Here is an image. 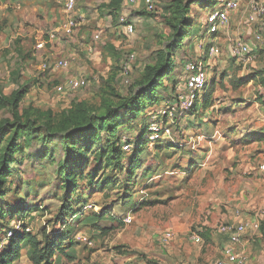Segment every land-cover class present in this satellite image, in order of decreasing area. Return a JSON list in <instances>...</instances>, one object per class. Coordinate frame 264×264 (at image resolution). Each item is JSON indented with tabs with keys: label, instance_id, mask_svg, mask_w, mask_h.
Here are the masks:
<instances>
[{
	"label": "rangeland",
	"instance_id": "obj_1",
	"mask_svg": "<svg viewBox=\"0 0 264 264\" xmlns=\"http://www.w3.org/2000/svg\"><path fill=\"white\" fill-rule=\"evenodd\" d=\"M64 1L0 0V120H19L5 103L19 91L18 111L28 108L34 126V133L24 128L14 137V124L0 130V156L7 139L20 146L14 161L1 170L8 169L0 188V254L8 245V232L24 226L40 245L57 243L55 236L66 233L68 240L61 245H68L67 250L60 254L54 246L52 264H213L225 240L217 229L239 211L259 220L248 256L264 264V160L260 143L252 144L251 136L245 140L246 131L264 127V29L248 23L249 0L242 1L215 39L206 35L203 14L221 0H153V11L145 0L135 5L76 0L77 17L72 12L69 16L77 21L83 14L85 21L72 35L61 30L67 17ZM179 2L185 11L177 10ZM121 14L133 25L131 32L120 24ZM256 29L259 43L252 35ZM97 32L101 37L94 42ZM51 35L60 43H48L44 51L36 47ZM235 39L252 44L256 57L245 68L242 60L229 55ZM214 40L221 49L214 68L223 80L207 81L209 106L173 111L163 123L162 112L175 96L185 64ZM58 48L70 58L67 69H53L50 52ZM160 49L174 56L173 69L164 72L161 84L142 97L136 111L127 113L135 92L144 87L139 85L144 67L155 62ZM131 54L135 57L128 63ZM126 63L129 69L123 74ZM80 71L90 78L88 86L59 90L66 77ZM245 73L252 82L228 86L230 75L233 79ZM77 103L97 117L114 113L115 129L72 127L63 136L49 135L42 126L47 115L52 113L51 125L58 127L68 121L70 110L77 111ZM39 114L44 118L38 119ZM156 125L162 127L158 135L152 129ZM166 126L169 135L162 133ZM138 135L147 141L139 168L129 172L127 154ZM120 140V163L105 161L110 145L118 147ZM167 144L177 146L170 150ZM64 163L76 171L75 180L64 181ZM167 231L173 233L170 240ZM192 233L199 235V242L189 239ZM30 252L24 245L14 264H33Z\"/></svg>",
	"mask_w": 264,
	"mask_h": 264
},
{
	"label": "built area",
	"instance_id": "obj_2",
	"mask_svg": "<svg viewBox=\"0 0 264 264\" xmlns=\"http://www.w3.org/2000/svg\"><path fill=\"white\" fill-rule=\"evenodd\" d=\"M128 5H135L137 0H124ZM243 0H221L217 8H212L203 14V26L206 29V35L213 36L218 31L226 28L232 13L237 11ZM76 0H65L64 8L67 13L65 22L63 23L61 30L66 35H72L77 25L82 21L83 17L79 14V18L76 21V12L74 10ZM146 7L149 11L155 10L153 0H145ZM247 21L250 24H256L257 28L264 29V0H249ZM75 13V16H69L70 13ZM119 22L127 32L133 30V25L128 22L124 15L119 16ZM254 41L259 43L261 41L258 30L252 32ZM101 33L97 32L93 35L94 42L100 40ZM215 39V36H213ZM55 39H58L54 35L47 40L38 41L36 47L40 50H46V46L49 43H53ZM59 43V41H57ZM202 47L201 43L199 45ZM252 44L241 39H235L229 44V55L235 57L238 60H242L247 63L255 59L253 55ZM92 49V47H90ZM221 53L220 46L214 41L207 46L201 48L200 54L202 56L197 59L191 60L185 64L184 75L180 80L179 86L176 89L175 96L167 101V109L163 110L162 117L163 123L165 122L168 114L172 115L173 111L181 110L186 111L194 106L195 102L199 99L200 94L206 88L208 80V73L214 69V59ZM135 55L131 54L128 59V63L134 59ZM128 63L125 64L123 74L128 72ZM70 66V60L66 58H56L53 62V69L62 70ZM41 68H46V62L41 63ZM90 78L81 71L75 75L69 76L64 79L60 85L59 90L65 92H72L84 88L89 85ZM158 135L162 130V127L157 125L152 128ZM163 134L169 135V127H164ZM126 223L131 222V216L127 215L125 219ZM260 223L257 219H248L243 217L239 211L235 212L232 221L222 223L218 227V232L225 237L220 248V255L217 257L213 264H250L248 255L243 251L242 241L246 235L252 236L254 232L259 231ZM11 232L8 233L10 235ZM173 237V233L167 231L165 238L170 240ZM189 239L193 242H199L200 237L198 234L192 233Z\"/></svg>",
	"mask_w": 264,
	"mask_h": 264
},
{
	"label": "trees",
	"instance_id": "obj_3",
	"mask_svg": "<svg viewBox=\"0 0 264 264\" xmlns=\"http://www.w3.org/2000/svg\"><path fill=\"white\" fill-rule=\"evenodd\" d=\"M114 3L117 0H112ZM200 1V0H192V3ZM112 2V3H113ZM181 2L178 3V6L176 7L177 10L180 9L186 10V6H179ZM109 4H111V0H109ZM174 56L170 54L168 51H165L163 49H160L157 51L154 63L153 64H147L144 67V73L142 78L139 80V85L142 86L140 87L135 93V98L131 103H129L128 107H126V112L128 111L134 112L136 111L135 108L140 106L142 104V97L146 95L150 90L154 89L157 85L161 84V77L166 71H170L173 69V60ZM246 81L242 79H235L232 82L233 87H238L244 84ZM261 82L263 83V88H264V77L261 78ZM138 85V86H139ZM141 89V90H140ZM20 92L17 91L14 93L9 100H7L5 103L10 105L12 115L13 117H17L19 120L16 123H12V121L8 119H1V124H0V130H6L11 126V124H14V133L13 137L16 136V133L20 129L24 128H29L31 129V133H34V126L33 122L29 118V109L24 108L22 109L21 113L18 111V101L20 99ZM211 97V93H208L206 96H204V99L201 102V106L203 108H207L209 106V101ZM3 95L0 92V104L3 102ZM199 104V101L195 102L193 109L197 108V105ZM75 108L77 111L70 110V114L68 115V121L67 122H59L58 127H54V125H51V117L52 113L50 112L47 117L49 118L48 120H45V123L42 124L44 126L45 130L49 132V135H53L54 137L56 136H63L62 132L67 131L69 128H86L87 130L92 126L93 129H101L106 128L108 131H113L115 129V114L109 115L108 113H105L103 116H95L90 113L85 106L82 103H77L75 105ZM37 113H40L41 111L37 109ZM41 112L40 114H42ZM38 115V119L44 118V115ZM22 121L24 123H22ZM50 121V123L48 122ZM85 129V130H86ZM83 129H80L78 131H82ZM108 131V132H109ZM52 132V133H51ZM16 139V138H15ZM96 139V138H93ZM92 139V140H93ZM147 139H144V135H138L137 139L134 142V147L130 151V153L127 154V156H131L129 167L130 171L133 172L134 170L138 169L140 166V161L139 157L141 155V149L143 148L145 142ZM120 142L118 143V147H114L113 145H110V155L107 156L105 161H110L115 160L117 163H120L121 160V152L122 148L120 147ZM108 148H106L107 150ZM3 152L2 156H0V188L4 186V183L6 182L5 176L8 174L6 172H3V168L6 166L7 162H12L14 161L13 157L17 151L20 150L19 145H15L13 138L7 139L6 144L2 147ZM79 153V152H77ZM128 158V157H127ZM77 166V165H76ZM69 166L68 163L67 165L64 163L63 164V176L64 181H73L75 180L76 177V171H69ZM4 212V211H3ZM19 217H22L20 215ZM25 227H22V230H11L9 232L10 235L7 234L6 237V242L8 241V245L6 249L0 254V264H14L15 261L20 257L21 255V250L24 245L28 244L31 248L30 254H28L29 259L33 262V264H52V258L55 256L56 251H58L60 254L64 253L66 249V246L61 245L64 241L68 240V236L66 233H58L59 235L55 236V240L57 243H44L43 245H40L38 240L34 237L28 234V232L25 231ZM8 232V233H9ZM61 234V235H60ZM52 244V245H51ZM56 246V251L55 247ZM64 249V250H62Z\"/></svg>",
	"mask_w": 264,
	"mask_h": 264
},
{
	"label": "crops",
	"instance_id": "obj_4",
	"mask_svg": "<svg viewBox=\"0 0 264 264\" xmlns=\"http://www.w3.org/2000/svg\"><path fill=\"white\" fill-rule=\"evenodd\" d=\"M81 15V17H83V19H82V21L79 23V25L81 24V23H83L85 20H84V15L83 14H80ZM57 41H59L58 39H55L54 41H53V43L55 42V43H58ZM59 43H60V41H59ZM62 45V44H61ZM61 45H59L60 47H61ZM91 45V44H90ZM90 45H87V50L88 49H90ZM59 50H57L56 51V49H55V51H53V52H50V55L51 56H53L54 57V60L56 59V58H66V59H68V60H70V58H68L67 57V54H66V52H64V51H62L61 50V48H58ZM242 64H244L243 65V68H245V62H243ZM221 68H222V66H221ZM220 67H219V69H221ZM67 69V68H66ZM217 69V65H216V68H214L212 71H210L209 73H208V80L207 81H214V83L216 84V82L218 81V82H222V80H221V76H218L219 74V72H215V70ZM218 69V70H219ZM217 70V71H218ZM222 72H220V74H221ZM243 73V72H242ZM224 74V73H223ZM219 77V78H218ZM67 78V77H66ZM242 79V80H245L246 82L245 83H248L249 81H251L252 82V77H250L249 78V75L248 74H242V75H239V77L238 78H233L232 79V76L230 75L227 79L228 80H226V81H228V86H229V83H230V86L232 87V89H233V85H232V82L235 80V79ZM225 81V80H224ZM243 85V84H242ZM241 85V86H242ZM238 87H240V86H238ZM208 93H210V91H208V88L207 89H205L204 91H203V98H202V100L204 99V96H206ZM202 100L201 99H199V106H201V102H202ZM206 116V115H205ZM259 129H262V130H260V131H257L256 129H252L251 131H246V133H245V135H246V138H245V140H247V141H249L250 139V136L251 137H254V138H252V144H256V145H258V143H260V151H259V154H261L260 155V157H261V160H264V144H263V142H264V127H262V128H259ZM254 133V134H253ZM167 147H169V149L171 150H174L173 148H175L176 146L174 145V146H170V145H166ZM201 146H204V145H201ZM254 150L256 151L257 149H259L257 146H254ZM248 152H250V151H248ZM197 153H198V151H197ZM249 158V157H248ZM247 159V156H245V159L244 160H246ZM251 163V162H250ZM250 163H247V166L250 164ZM262 168L264 169V165H262ZM260 173V172H259ZM261 175H263L264 176V172L263 173H260ZM250 239H251V236L250 235H246L245 236V238H244V240L242 241V248H243V251L248 255V246H249V241H250ZM67 250V249H66ZM66 250H65V252H66ZM249 257V256H248ZM250 259V264H255V261H256V256L255 255H253L251 258H249Z\"/></svg>",
	"mask_w": 264,
	"mask_h": 264
}]
</instances>
